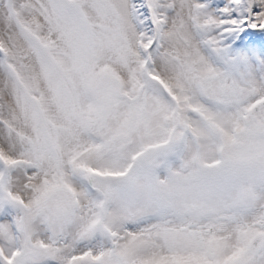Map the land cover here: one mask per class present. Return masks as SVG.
I'll return each instance as SVG.
<instances>
[{
  "label": "snow or ice",
  "instance_id": "snow-or-ice-1",
  "mask_svg": "<svg viewBox=\"0 0 264 264\" xmlns=\"http://www.w3.org/2000/svg\"><path fill=\"white\" fill-rule=\"evenodd\" d=\"M0 264H264V0H0Z\"/></svg>",
  "mask_w": 264,
  "mask_h": 264
}]
</instances>
